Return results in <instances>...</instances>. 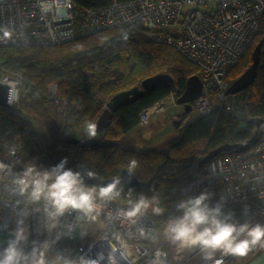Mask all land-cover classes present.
Instances as JSON below:
<instances>
[{
	"label": "trees",
	"instance_id": "16d2710c",
	"mask_svg": "<svg viewBox=\"0 0 264 264\" xmlns=\"http://www.w3.org/2000/svg\"><path fill=\"white\" fill-rule=\"evenodd\" d=\"M110 1L76 0L83 7L103 6ZM171 32L144 26L132 32L104 28L54 45L1 46L0 63L21 73L23 81L18 106H0V152L13 145L25 164L32 161L47 168L67 157V167L97 173L95 179L85 177L90 184H106V180L128 170L130 160L136 159L138 166L133 174L140 185L121 186L124 191L115 200L125 201L133 192L158 195L164 213L149 212L164 239L165 221L176 202L198 195L195 184L201 170L199 160L224 143L251 138L257 126L248 120L264 121L263 45L256 79L237 93L240 102L232 110L217 107L182 124L179 139L166 148L137 150L119 145L125 132L139 124L143 109L166 98L172 88L185 89L187 79L198 74V65L165 43V34ZM263 36L264 14L243 56L227 73L228 85L251 65L253 50ZM157 74L172 78L173 85L145 90L137 100L121 106L97 144L82 146L66 141L68 136H77V128L95 123L116 93L135 86L143 89L144 80ZM51 83L57 84L54 95L49 91ZM170 248L175 252L170 253ZM183 252L171 244L169 262L170 255L180 260Z\"/></svg>",
	"mask_w": 264,
	"mask_h": 264
},
{
	"label": "built area",
	"instance_id": "2783aa9c",
	"mask_svg": "<svg viewBox=\"0 0 264 264\" xmlns=\"http://www.w3.org/2000/svg\"><path fill=\"white\" fill-rule=\"evenodd\" d=\"M202 6L188 8L184 6ZM264 14V0H111L98 7H83L76 0H0V47L3 45L46 46L70 41L104 28H120L132 32L137 26L157 31L179 28L177 34H165L164 41L174 46L187 59L198 65L203 83L200 96L194 100L197 116L217 107L232 110L240 102L237 93H227V73L243 56L259 29ZM183 22L184 28L179 27ZM183 29V30H182ZM21 73L4 68L0 63V83L9 86L8 106L19 104ZM57 84L49 91L57 93ZM175 87L170 94L152 107L143 109L139 123L147 124L152 113L162 111L167 100L176 102L183 92ZM1 106V105H0ZM106 108V107H105ZM81 140L88 139L84 129H77ZM105 130L98 133L103 136ZM97 137V138H98ZM0 249L6 246L10 231L22 218V204H17L11 190V176L20 172L25 163L13 145L0 152ZM196 181L197 193H213L212 204L224 197V211L234 213L240 222H264V135L246 151H229L204 163ZM144 195L133 192L125 201L106 204L100 218L106 221L103 230L92 227L94 222H81L86 233L75 222V213L63 218L73 229H44V217L32 211L25 219L30 233L26 246L33 241H55L49 258L63 250L72 255L99 259L101 264H170L168 245L162 238L153 215L147 214L132 223L121 215L129 198ZM178 212L176 205L174 211ZM110 217V218H109ZM261 247L256 246L246 255ZM244 255V256H246ZM240 256H221L226 264ZM180 264H213L206 261L199 249L185 250Z\"/></svg>",
	"mask_w": 264,
	"mask_h": 264
},
{
	"label": "clouds",
	"instance_id": "9594fccd",
	"mask_svg": "<svg viewBox=\"0 0 264 264\" xmlns=\"http://www.w3.org/2000/svg\"><path fill=\"white\" fill-rule=\"evenodd\" d=\"M85 134L88 139L97 138V125L88 123ZM67 163L65 157L47 168L29 161L20 172L11 176L13 195L18 198L17 204L24 207L22 218L17 219L6 246L0 249V264H101L99 259L74 256L63 250L49 258L48 253L55 241L48 239L33 241L30 251L26 248L30 233L25 219L33 210L43 215V227L49 232L57 228H76H70L63 219L66 214L75 213L76 225L86 233L81 222H96L106 204L120 197L124 191L118 179L107 184L87 183L85 177L95 179L97 173L76 170L67 167ZM137 166V160L131 159L129 173H134ZM5 167L0 163V173ZM212 196L213 193L204 190L198 195L178 200V212L170 213L165 221L164 238L177 250L199 249L203 258L213 261V264H223L222 259H214L217 253L222 257L244 256L256 246L264 248V222L240 223L234 218V213L224 211V197L213 205ZM149 209L155 215L164 213L158 195L129 198L127 207L121 209V215L135 223Z\"/></svg>",
	"mask_w": 264,
	"mask_h": 264
},
{
	"label": "water",
	"instance_id": "95a60500",
	"mask_svg": "<svg viewBox=\"0 0 264 264\" xmlns=\"http://www.w3.org/2000/svg\"><path fill=\"white\" fill-rule=\"evenodd\" d=\"M264 45V36L258 42L256 47L253 50V62L251 65L244 70V72L239 75L227 89V93H238L245 90L249 87L256 79L257 69L260 63V55L262 51V46ZM174 81L172 78L168 77L165 74H157L153 77H150L143 82L144 88L141 89L140 86H135L127 90L120 91L116 93L107 103V107L104 108L100 116L97 118L95 124L97 125V131L102 132L107 129L111 123L114 112H116L121 106L128 105L134 100H137L141 95H143L145 90H150L156 86H167L170 87L173 85ZM203 88V83L199 78L198 74L190 76L186 81L185 89L177 97L176 103L184 105V114L187 115L192 110V103L196 100ZM8 94L9 86L4 83H0V105L8 106ZM187 119L186 116H181L179 112L175 119V126L180 127L184 121ZM249 123H255L257 128L251 138L243 142L236 143H224L217 148L210 150L206 153L198 162V166L201 167L204 163L208 162L215 156L219 155L222 152L228 151H246L254 144H256L260 138L264 135V121L258 119H250ZM66 141L70 143H81L82 146H91L99 142L98 138L81 140L76 136H68ZM120 181V186H139L140 182L133 173H129L128 170L124 169L121 173L113 178L106 180V184L113 182L114 180Z\"/></svg>",
	"mask_w": 264,
	"mask_h": 264
},
{
	"label": "rangeland",
	"instance_id": "374dc122",
	"mask_svg": "<svg viewBox=\"0 0 264 264\" xmlns=\"http://www.w3.org/2000/svg\"><path fill=\"white\" fill-rule=\"evenodd\" d=\"M188 8L204 9L202 6L197 5L184 6L183 9L184 11H186ZM179 27L184 28L183 22L179 23ZM170 30L172 31V33H179V28ZM180 110V104L167 100L164 110L152 113L147 124L142 125L139 123L138 125L126 131L122 139L118 141L119 145L128 149L137 150L166 148L168 145L175 142L180 137V129L175 126V119ZM196 117H198L197 113L193 109L191 110L183 124L193 121ZM77 129L75 130L77 135L76 137L80 138V134L77 132ZM105 226L106 221L103 218H99L92 224V227L98 228L99 230H103ZM170 246L171 244L168 245V250ZM173 252H175L174 249L170 248V253ZM180 260L174 255H170V264H180Z\"/></svg>",
	"mask_w": 264,
	"mask_h": 264
},
{
	"label": "crops",
	"instance_id": "0c3cea01",
	"mask_svg": "<svg viewBox=\"0 0 264 264\" xmlns=\"http://www.w3.org/2000/svg\"><path fill=\"white\" fill-rule=\"evenodd\" d=\"M226 264H264V248L261 247L246 256L235 257Z\"/></svg>",
	"mask_w": 264,
	"mask_h": 264
},
{
	"label": "flooded vegetation",
	"instance_id": "af4514ba",
	"mask_svg": "<svg viewBox=\"0 0 264 264\" xmlns=\"http://www.w3.org/2000/svg\"><path fill=\"white\" fill-rule=\"evenodd\" d=\"M173 89H174V88H172V89L170 90V92H171ZM170 92H169V94H170ZM169 94H168V95H169ZM168 95H167V96H168ZM194 102H195V101H194ZM194 102L192 103V110L194 109ZM194 110H195V109H194ZM179 112L181 113V116H186V117H188V115H189V114H187V115L184 114V105H183V104L181 105V110H180ZM190 112H191V111H190Z\"/></svg>",
	"mask_w": 264,
	"mask_h": 264
},
{
	"label": "bare ground",
	"instance_id": "6f19581e",
	"mask_svg": "<svg viewBox=\"0 0 264 264\" xmlns=\"http://www.w3.org/2000/svg\"><path fill=\"white\" fill-rule=\"evenodd\" d=\"M68 142V141H67ZM70 143V142H69ZM73 144V143H72Z\"/></svg>",
	"mask_w": 264,
	"mask_h": 264
}]
</instances>
